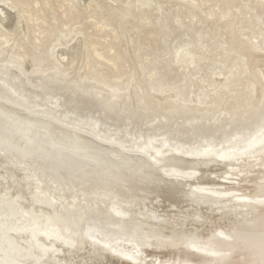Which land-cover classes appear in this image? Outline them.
Segmentation results:
<instances>
[{"label":"rangeland","instance_id":"374dc122","mask_svg":"<svg viewBox=\"0 0 264 264\" xmlns=\"http://www.w3.org/2000/svg\"><path fill=\"white\" fill-rule=\"evenodd\" d=\"M1 9L13 21H0V105L96 138L108 159L145 156L159 177L188 179L183 191L226 198L231 210L214 223L203 210L201 222L153 225L138 208L78 196V179L62 193L0 162V264H264V0H0ZM170 155L226 166L199 184L193 169L164 163ZM240 159L256 164H232Z\"/></svg>","mask_w":264,"mask_h":264},{"label":"bare ground","instance_id":"6f19581e","mask_svg":"<svg viewBox=\"0 0 264 264\" xmlns=\"http://www.w3.org/2000/svg\"><path fill=\"white\" fill-rule=\"evenodd\" d=\"M7 11L4 9L0 11V21L5 26H11L12 14L9 15ZM76 49H74L75 52ZM11 108L13 109V106ZM11 108L6 107V104L0 105V162L10 164L16 170L32 175L33 181L38 184L48 181L56 190L63 193L64 186L78 179L79 181L74 186L78 196L94 198L100 203L114 199L117 205H122L126 209L138 208L146 213L142 216L150 218L152 223L160 222L162 217H165L164 220L175 218L176 221L178 218L185 220L193 217L201 222L203 210H205L203 213L207 212L209 215L212 213L211 216L218 210V216H215V219L212 217L209 219L207 213L208 220L203 218L205 223L209 221L214 223L220 221V218L231 210V205H222L224 201H229L226 198L199 196L189 189L183 191L181 186L191 183L188 179L159 177L161 175H156L159 168L155 167L145 156L144 158L142 155L116 152L114 159L110 157L108 159L106 154L111 147L101 144L96 138L84 137L82 133L81 135L73 132L72 135L66 136L64 131H55L56 129L51 131L54 123L42 120L44 118L28 117V113L26 115L18 108L17 111L16 108L15 111ZM37 127L39 130L36 134ZM254 160L240 159L239 162L231 163L245 169L249 165L252 168L250 163ZM257 160L259 162V158ZM163 162L185 170L193 169L196 183L199 184L203 183L202 177L209 168L212 170L214 166H226L224 161L216 159L184 158L179 155H170L163 159ZM254 163L256 164L255 161ZM149 196H153L150 202L147 200ZM178 203L182 204L181 207L178 205L179 208ZM163 205L167 207L164 208ZM160 208L164 209V211L160 210L163 213L158 211ZM164 248L163 251L167 250V247Z\"/></svg>","mask_w":264,"mask_h":264}]
</instances>
